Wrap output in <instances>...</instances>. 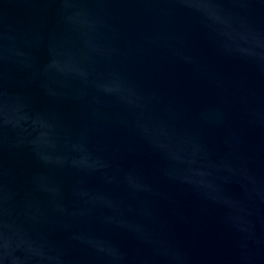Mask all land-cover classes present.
Segmentation results:
<instances>
[{
	"label": "water",
	"instance_id": "obj_1",
	"mask_svg": "<svg viewBox=\"0 0 264 264\" xmlns=\"http://www.w3.org/2000/svg\"><path fill=\"white\" fill-rule=\"evenodd\" d=\"M0 264H264V0H0Z\"/></svg>",
	"mask_w": 264,
	"mask_h": 264
}]
</instances>
